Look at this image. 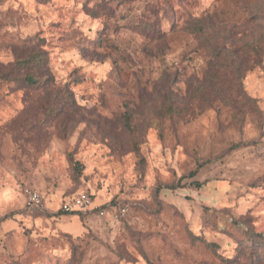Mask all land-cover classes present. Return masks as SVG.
<instances>
[{
	"label": "clouds",
	"instance_id": "9594fccd",
	"mask_svg": "<svg viewBox=\"0 0 264 264\" xmlns=\"http://www.w3.org/2000/svg\"><path fill=\"white\" fill-rule=\"evenodd\" d=\"M0 264H264V0H0Z\"/></svg>",
	"mask_w": 264,
	"mask_h": 264
}]
</instances>
